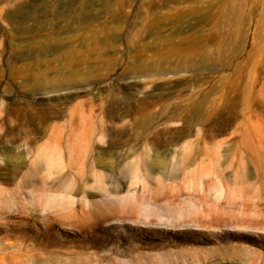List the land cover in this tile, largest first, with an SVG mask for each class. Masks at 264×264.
<instances>
[{
	"label": "rangeland",
	"instance_id": "obj_1",
	"mask_svg": "<svg viewBox=\"0 0 264 264\" xmlns=\"http://www.w3.org/2000/svg\"><path fill=\"white\" fill-rule=\"evenodd\" d=\"M0 264H264V0H0Z\"/></svg>",
	"mask_w": 264,
	"mask_h": 264
},
{
	"label": "bare ground",
	"instance_id": "obj_2",
	"mask_svg": "<svg viewBox=\"0 0 264 264\" xmlns=\"http://www.w3.org/2000/svg\"><path fill=\"white\" fill-rule=\"evenodd\" d=\"M118 116H119V115H118ZM116 120L121 122V126H125V125L129 124V122H130L129 119H125V116L117 117ZM116 124H117V123H116ZM114 127H115V126H114Z\"/></svg>",
	"mask_w": 264,
	"mask_h": 264
}]
</instances>
